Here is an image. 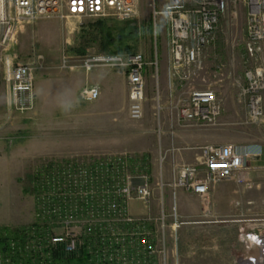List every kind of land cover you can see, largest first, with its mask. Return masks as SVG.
Returning <instances> with one entry per match:
<instances>
[{"label": "built area", "instance_id": "built-area-1", "mask_svg": "<svg viewBox=\"0 0 264 264\" xmlns=\"http://www.w3.org/2000/svg\"><path fill=\"white\" fill-rule=\"evenodd\" d=\"M138 1L0 0V82L7 113L12 116L34 105L35 62L42 56L33 52L29 60H20L16 46L26 25L43 17L126 21L137 16ZM240 2L246 12L245 51L258 61L264 43V0H167L161 8H153V19L166 26L169 78L180 86L169 96L172 116L184 126H213L223 111V101L214 90H188L182 85L201 69L203 51L214 42L220 20L230 7L234 16ZM151 64L140 52L121 51L85 57L80 67L89 71L104 66L123 73L128 117L139 120L144 115L145 69ZM245 80V86L234 83L236 99L245 105L247 123L264 125L261 66L249 68ZM98 98L96 85L79 90L83 102ZM159 109L158 105L157 116ZM258 156L247 147L206 144L199 147L195 163L171 162L169 178L164 180L167 152H159L155 185L143 156L105 152L50 158L32 172L33 221L0 227V264H178L174 246L183 222L177 191L195 194L206 206L216 184L231 180L248 188L249 162ZM131 201L139 202L144 214L133 215ZM242 224L241 252L234 264H264V218H246Z\"/></svg>", "mask_w": 264, "mask_h": 264}, {"label": "rangeland", "instance_id": "rangeland-1", "mask_svg": "<svg viewBox=\"0 0 264 264\" xmlns=\"http://www.w3.org/2000/svg\"><path fill=\"white\" fill-rule=\"evenodd\" d=\"M166 2L139 0L137 16L126 21L113 17L103 20L43 17L26 25L18 38V56L22 61L29 60L33 52L42 57L35 62L34 105L32 109L16 114L18 132L12 133L13 138L4 140L0 160V227L33 221L32 172L50 158L105 152H127L144 157V153L151 155L152 148L149 147L157 149L158 140L175 144L170 138V132L176 129L177 123L172 116L174 109L170 106L169 97L175 85L168 75L167 31L163 20L155 21L152 16L153 8L159 9ZM232 10L230 7L228 14L220 20L214 42L204 49L201 69L182 89H212L223 101V111L215 125L196 127L193 134L198 140L196 147L231 144L240 148L257 144L263 148L264 163V125L246 122V108L237 101V85H234L237 82L245 86V73L256 64L264 73V43L260 59L254 61L244 47L245 7L238 3L234 16H231ZM97 21L103 22L101 28L96 25ZM127 49L140 52L148 63H152L145 69L144 115L139 120L130 119L126 94L118 91V97L112 103L113 115L108 119L101 115L103 105L99 99L83 102L79 99V90L85 83L92 82L91 73L98 69L110 75L119 71L104 66L86 71L80 67L81 60ZM113 83L119 89L121 82ZM262 104L264 111V90ZM188 134L178 133L183 140ZM8 135L11 137V133ZM155 157L156 152L154 158L145 159L153 185L159 178L158 158ZM163 168V177L167 180L171 163L165 162ZM253 173L257 177L245 190L249 198L264 200V167L256 168ZM227 184L230 190L234 189L231 180ZM157 192L155 189V195ZM156 202L154 198L152 211L155 216L159 213ZM210 205L204 206L199 201L193 203L194 212L186 214L190 215L189 218L179 214L181 224L237 219L234 213H229L227 218L209 217L207 210ZM254 212L246 218H264L263 214H257V210ZM166 223L170 224L171 220ZM189 262L187 260L185 264Z\"/></svg>", "mask_w": 264, "mask_h": 264}, {"label": "crops", "instance_id": "crops-1", "mask_svg": "<svg viewBox=\"0 0 264 264\" xmlns=\"http://www.w3.org/2000/svg\"><path fill=\"white\" fill-rule=\"evenodd\" d=\"M169 65V62H168ZM91 83L84 85H96L99 88V102L103 105L102 114L109 119L113 115L112 103L118 97V91L122 95L126 94L125 76L120 72H115L112 75L108 74L102 69H98L91 73ZM113 81H120L119 89L114 85ZM188 83V82H187ZM173 88L174 91H179V85L176 83ZM83 85V86H84ZM183 84L182 87H185ZM97 99V100H98ZM175 130L171 131V139L175 144L169 145L166 140L159 141L156 148H152L151 155L144 153V158H158L159 152H167L166 162H173L174 164L181 163H195L199 158V147H196L195 136H193L196 127L184 126L178 121ZM199 128V127H197ZM8 132L11 137H8ZM18 124L16 114L10 116L6 111L5 88L0 82V160L3 157V149L5 139L13 138L12 133L17 134ZM179 132L189 133L191 136H186V139L180 135ZM3 136H2V135ZM247 147L253 152H259L260 156L251 159L249 162V169L247 171V178L251 181L256 176L253 170L264 167L262 162L263 148L257 144H251L240 147L241 149ZM68 157V156H64ZM234 189L230 190L228 181L216 184L210 189L209 204L207 210L212 218H227L229 213H234L236 220H210L205 221L206 224H181L177 229V241L174 248L177 250L180 264H234L236 257L241 252V244L238 241V229L243 226L242 220L248 217L251 212L255 214L264 215V200H255L249 198L248 191L244 186L237 185L235 182ZM231 186V185H230ZM179 214L184 218H189L186 215L188 212L193 213V203L198 202V197L185 190L177 191ZM226 202V205H222ZM130 212L133 215H142L145 210L137 201L130 202ZM181 217V218H183ZM186 223V222H185ZM186 258V260H185ZM182 261V262H181Z\"/></svg>", "mask_w": 264, "mask_h": 264}, {"label": "trees", "instance_id": "trees-1", "mask_svg": "<svg viewBox=\"0 0 264 264\" xmlns=\"http://www.w3.org/2000/svg\"><path fill=\"white\" fill-rule=\"evenodd\" d=\"M96 23V25L99 27V28H101V26H103V22L102 21H97V22H95ZM127 51H128V49H127ZM117 52H119V50H117Z\"/></svg>", "mask_w": 264, "mask_h": 264}]
</instances>
